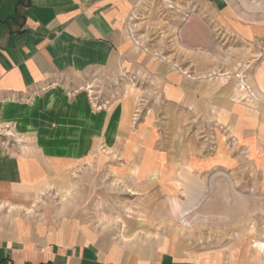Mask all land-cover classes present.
<instances>
[{"label": "crops", "instance_id": "1", "mask_svg": "<svg viewBox=\"0 0 264 264\" xmlns=\"http://www.w3.org/2000/svg\"><path fill=\"white\" fill-rule=\"evenodd\" d=\"M157 1L0 0V114L6 119L20 117L24 121V108L35 107V102L38 106L40 95L47 93L50 99L47 96L45 104H53V111L60 110L52 93L60 75L103 69L131 73L133 77L139 72L148 73L162 85L165 114L161 121L155 120L149 129L141 131L140 124L130 125L131 106L119 99L100 113H85L86 128L80 134L85 133L80 136L88 141L99 135L102 142L111 143L114 152L127 153L128 157L144 153L151 168L143 165L137 169L128 164L117 167L123 174H136L138 170L146 175L143 183L138 182V175L137 180L133 177L128 184L130 191L146 192L153 209L163 205L165 210L172 203L173 192L180 193L185 216L216 201L208 197V192L215 189L214 183L205 185L191 176L192 172L200 176L210 167L215 169L214 165L205 164L208 157L204 153H234L219 139L214 150L206 151V143L190 132L192 121L196 117L219 119L232 130L234 139L238 138L243 149L240 153H264V112L236 102L231 85L206 82L202 79L207 77L205 74H189L169 59L145 55L132 44V21L145 4ZM29 102L32 104L24 106ZM79 103L80 108L75 104L72 109L82 114L88 106L82 100ZM99 115L102 119L98 120ZM89 117L92 125L99 121L92 132L88 130ZM89 155L0 153V201L12 207L23 206L24 191L35 192L53 183L61 189L60 178L67 174V164L71 169L77 160ZM45 162L59 165L48 166ZM178 162L187 169L183 175L186 183L175 181L177 167L173 164ZM151 173L155 176H149ZM89 179L84 187L91 197L94 181ZM100 192L107 195L103 189ZM14 193L20 195L14 198ZM26 218L24 214L19 219L0 217V264H264V256H260L264 251L260 250L250 251L245 257L229 252L227 258L217 250L194 252L187 246L174 250L170 248V231L159 236L154 231L146 235L139 225L145 221L138 217L128 219L129 229L124 230L131 240L126 242L104 236L99 229L85 224L78 209L57 221L29 223ZM150 220L170 219L165 214L164 218Z\"/></svg>", "mask_w": 264, "mask_h": 264}, {"label": "rangeland", "instance_id": "2", "mask_svg": "<svg viewBox=\"0 0 264 264\" xmlns=\"http://www.w3.org/2000/svg\"><path fill=\"white\" fill-rule=\"evenodd\" d=\"M171 5L162 1L145 4L132 21V44L145 55L169 59L172 65L189 74L195 71L205 74L207 77L202 79L206 82L231 85L236 102L264 112V0H171ZM208 73L214 75L208 77ZM137 75L109 69L60 75L52 92L60 103V110L53 111V104H45L47 93L40 95L38 106L35 102V107L24 108V121L20 117L6 119L0 114V153H24V156L90 153L77 160L71 169L67 164V174L60 178L61 189L53 183L35 192L24 191L23 206L12 207L0 201V217L19 219L24 214L29 223L57 221L68 218L78 209L85 224L115 240H131L125 233L129 229L128 219L138 217L145 221L139 225L146 235H151V231L157 232V236L170 231V248L177 251L186 246L194 252L210 249L226 258L229 252L235 257H245L250 251H258L255 243L264 241V173L261 170L264 171V153H240L243 149L238 138L235 140L232 130L219 119L196 117L190 132L206 143V151L214 150L219 139L234 153H204L208 157L205 164L214 165L215 169L210 167L201 178L195 172L191 176L205 185L214 183L215 189L208 192V197L216 201L185 216H182L178 192H173L172 203L165 210L163 205L153 209L146 192L130 191L128 184L133 182L132 178L137 180L138 175V182L143 183L146 175L138 170L136 174H123L117 167L128 164L137 169L143 165L151 168L144 153L128 157L127 153L114 152L111 143L102 142L99 135L88 141L80 136L83 132L80 134V130L86 128L85 113H90L89 116L91 111L100 113L119 99L131 106L130 125L140 124L143 132L155 120L164 118L160 81L150 78L146 72ZM80 100L88 106L82 114L72 109L75 104L80 108ZM96 118L102 119L100 115ZM98 122L92 125L89 117L88 130L97 129ZM173 165L177 167L175 181L186 183L183 175L187 169L179 162ZM91 177L93 195L88 197L90 191L84 185ZM50 182L58 180L50 179ZM102 189L106 196L101 195ZM14 195L16 198L20 193ZM165 214L170 220H150L164 218Z\"/></svg>", "mask_w": 264, "mask_h": 264}, {"label": "bare ground", "instance_id": "3", "mask_svg": "<svg viewBox=\"0 0 264 264\" xmlns=\"http://www.w3.org/2000/svg\"><path fill=\"white\" fill-rule=\"evenodd\" d=\"M255 247H257L260 251H264V241H259L255 243Z\"/></svg>", "mask_w": 264, "mask_h": 264}, {"label": "built area", "instance_id": "4", "mask_svg": "<svg viewBox=\"0 0 264 264\" xmlns=\"http://www.w3.org/2000/svg\"><path fill=\"white\" fill-rule=\"evenodd\" d=\"M148 1H149V0H142V2H144V3H145V2H148ZM159 1H162V2H165V3L167 2V3H169V6L172 7V5H171V0H159ZM245 86H246V84H243V87H245ZM248 88H249V87H248ZM251 94H252V96H255L253 92H251Z\"/></svg>", "mask_w": 264, "mask_h": 264}]
</instances>
